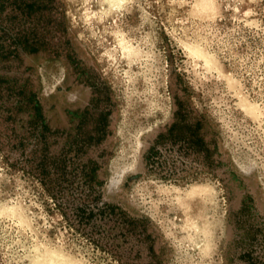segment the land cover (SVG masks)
<instances>
[{
    "label": "rangeland",
    "instance_id": "obj_1",
    "mask_svg": "<svg viewBox=\"0 0 264 264\" xmlns=\"http://www.w3.org/2000/svg\"><path fill=\"white\" fill-rule=\"evenodd\" d=\"M58 2L0 0V264H264V0ZM184 114L204 142L170 143ZM159 134L166 179L143 158ZM44 157L72 172L56 201L27 172Z\"/></svg>",
    "mask_w": 264,
    "mask_h": 264
},
{
    "label": "trees",
    "instance_id": "obj_2",
    "mask_svg": "<svg viewBox=\"0 0 264 264\" xmlns=\"http://www.w3.org/2000/svg\"><path fill=\"white\" fill-rule=\"evenodd\" d=\"M14 2L25 14H31L41 9H52L59 4L58 0H14ZM37 50V47H29L28 49L29 52H36ZM175 105L178 106V103L175 102ZM191 112L189 113L191 114ZM187 120L188 118L184 114L181 119H177L166 129V133L170 137V143L184 138L186 128L192 132L189 138L195 140L199 138L200 142H204L203 136H199L198 131L205 126H209L207 120L201 114L198 115L192 124H188L186 122ZM165 137L164 134L157 135L153 144L148 147L143 155L147 171L157 174L162 179H166L175 173L173 166L165 161L159 160L157 144L163 143ZM63 161H50L47 157H44L38 161H33L30 169L27 170L28 173L32 174L42 184L49 196L55 201L63 193L64 189L72 183V172L65 171L61 167ZM91 178L93 176L87 179L88 183H90ZM65 185L67 186L65 187ZM89 196L90 194L85 195L82 200V205H85V201H89Z\"/></svg>",
    "mask_w": 264,
    "mask_h": 264
},
{
    "label": "bare ground",
    "instance_id": "obj_3",
    "mask_svg": "<svg viewBox=\"0 0 264 264\" xmlns=\"http://www.w3.org/2000/svg\"><path fill=\"white\" fill-rule=\"evenodd\" d=\"M123 2L124 0H100L102 9L106 13L117 11ZM199 2L201 1L199 0ZM203 3L202 0L201 4ZM182 199L187 204L188 210L185 223L189 229H192L201 237L198 248L203 252H207L211 246L214 231L217 228V224L209 211L211 210V196L205 189H196L186 194Z\"/></svg>",
    "mask_w": 264,
    "mask_h": 264
}]
</instances>
